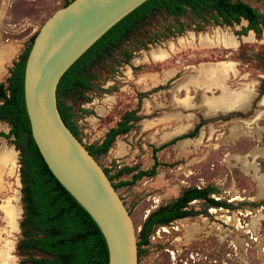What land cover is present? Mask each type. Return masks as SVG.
<instances>
[{"label": "rangeland", "instance_id": "obj_1", "mask_svg": "<svg viewBox=\"0 0 264 264\" xmlns=\"http://www.w3.org/2000/svg\"><path fill=\"white\" fill-rule=\"evenodd\" d=\"M69 1L0 0V60L3 53L10 60L11 51L17 60L41 24ZM240 1L264 16V0ZM213 16L155 12L88 69L89 90L61 98L86 150L124 115L133 117L106 153L93 155L112 183L148 170L152 148L199 125L194 137L155 153L154 177L116 188L136 240L146 215L184 189L210 188L218 202H191L195 215L153 227L137 264H264V30L243 32L242 20L216 25ZM18 169V152L0 137V264L22 259L15 250ZM41 257L32 250L23 256Z\"/></svg>", "mask_w": 264, "mask_h": 264}, {"label": "trees", "instance_id": "obj_2", "mask_svg": "<svg viewBox=\"0 0 264 264\" xmlns=\"http://www.w3.org/2000/svg\"><path fill=\"white\" fill-rule=\"evenodd\" d=\"M160 10L172 16L182 15L188 10L191 13L211 11L214 13L213 20L216 25L229 26L243 19L247 22L243 32L264 30V16L240 0H146L108 29L60 77L55 92L56 106L64 125L75 138L76 129L70 122L71 107L61 98L72 91L81 95L82 91L89 90L91 83L87 76L88 69L111 50L117 49L138 27ZM30 45L12 63L5 84H0V122L8 125V131L0 132V137L18 152L21 217L15 250L22 257L19 264H107L106 245L97 226L55 180L30 137L22 93L23 69ZM132 121L130 114L124 115L105 133L99 144L87 150L88 153L92 157L106 153L114 139L129 130ZM198 129L199 125H196L191 132L158 148H152L150 168L136 172L130 180L112 183V178L106 175L113 188L116 190L120 186H132L141 178L154 177L158 166L155 153L181 138L194 137ZM210 194V188L190 187L184 189L171 203L150 211L136 240L137 258L138 248L147 242L153 227L195 215L188 208L191 202L201 200L217 205L218 202L210 198ZM31 250L41 253L42 257L23 258Z\"/></svg>", "mask_w": 264, "mask_h": 264}, {"label": "water", "instance_id": "obj_3", "mask_svg": "<svg viewBox=\"0 0 264 264\" xmlns=\"http://www.w3.org/2000/svg\"><path fill=\"white\" fill-rule=\"evenodd\" d=\"M146 0H71L39 27L22 79L30 137L45 166L101 233L107 264H137L135 230L103 169L64 125L56 106L63 73L96 40Z\"/></svg>", "mask_w": 264, "mask_h": 264}, {"label": "crops", "instance_id": "obj_4", "mask_svg": "<svg viewBox=\"0 0 264 264\" xmlns=\"http://www.w3.org/2000/svg\"><path fill=\"white\" fill-rule=\"evenodd\" d=\"M12 53V58L10 60H0V84H5V80L6 78L9 76L8 70L11 68L12 66V61L14 62L15 59V54L13 51H11ZM3 123V122H0ZM0 126L2 127V125L0 124ZM0 131L3 133H6L3 128H0Z\"/></svg>", "mask_w": 264, "mask_h": 264}, {"label": "bare ground", "instance_id": "obj_5", "mask_svg": "<svg viewBox=\"0 0 264 264\" xmlns=\"http://www.w3.org/2000/svg\"><path fill=\"white\" fill-rule=\"evenodd\" d=\"M1 59L2 60H7V59H9V57L8 56H6L4 53L1 55ZM10 159V158H9ZM7 161V160H6Z\"/></svg>", "mask_w": 264, "mask_h": 264}, {"label": "flooded vegetation", "instance_id": "obj_6", "mask_svg": "<svg viewBox=\"0 0 264 264\" xmlns=\"http://www.w3.org/2000/svg\"><path fill=\"white\" fill-rule=\"evenodd\" d=\"M241 20L244 21V22H246V21L243 20V19H240V21H241ZM246 25H247V22H246ZM245 27H246V26H245ZM249 31H251V30H249ZM17 57H18V56H17ZM15 61H16V60H15ZM15 61H14V62H15ZM11 67H12V66H11ZM8 71H9V70H8ZM3 123H4V122H3ZM4 124H6V123H4ZM1 133H3V132H1ZM1 138H2V137H1ZM2 139H3V138H2ZM4 140H5V139H4ZM77 140H78V139H77ZM5 141H6V140H5ZM78 141H79V140H78ZM18 166H19V165H18ZM146 216H147V215H146ZM18 229H19V228H18Z\"/></svg>", "mask_w": 264, "mask_h": 264}]
</instances>
